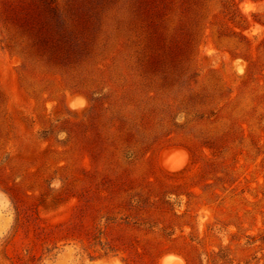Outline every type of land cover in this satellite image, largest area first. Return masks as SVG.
Here are the masks:
<instances>
[{
    "label": "rangeland",
    "instance_id": "obj_1",
    "mask_svg": "<svg viewBox=\"0 0 264 264\" xmlns=\"http://www.w3.org/2000/svg\"><path fill=\"white\" fill-rule=\"evenodd\" d=\"M0 264H264V0H0Z\"/></svg>",
    "mask_w": 264,
    "mask_h": 264
}]
</instances>
